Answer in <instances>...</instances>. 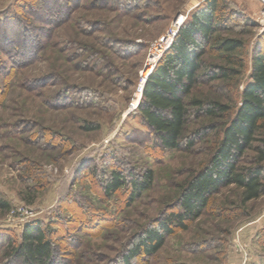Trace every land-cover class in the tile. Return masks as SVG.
Instances as JSON below:
<instances>
[{
    "label": "rangeland",
    "instance_id": "1",
    "mask_svg": "<svg viewBox=\"0 0 264 264\" xmlns=\"http://www.w3.org/2000/svg\"><path fill=\"white\" fill-rule=\"evenodd\" d=\"M204 1L62 0L67 13L56 21L30 11L41 0H0V19L18 13L29 30L16 41L32 35L36 43L35 54L18 64L0 42V198L12 209H0V244L39 221L56 230L60 264H123L138 235L179 211L183 186L209 166L253 57L264 49L259 2L227 0L231 12L219 35L244 41L235 53L243 66L212 51L204 59L240 75L219 81L201 71L192 97L227 104L230 113L191 117L186 128L193 145L163 149L137 121L142 82L166 51L156 55L163 39ZM0 32L2 38L1 23ZM255 156L248 150L240 165L255 166ZM113 170L130 178L151 170L154 180L134 201L130 184L109 197L104 189ZM208 204L157 254L133 263L264 264V194L243 203L242 190L228 185ZM2 254L0 264H22Z\"/></svg>",
    "mask_w": 264,
    "mask_h": 264
},
{
    "label": "trees",
    "instance_id": "2",
    "mask_svg": "<svg viewBox=\"0 0 264 264\" xmlns=\"http://www.w3.org/2000/svg\"><path fill=\"white\" fill-rule=\"evenodd\" d=\"M63 5L62 0H41L40 6H36L37 12L35 7L30 11L34 15L42 12L39 20L46 15L49 18L58 17L56 21H59L67 13ZM229 10L227 0H206L196 6L145 82L137 107V121L163 149L178 150L183 142L193 145L192 141L187 140L186 128L191 117L203 113L210 119H216L230 113L227 104L213 100L207 103L192 97L195 86L203 76L201 71L210 80L219 81L234 80L240 75L235 67L208 66L204 59L212 51L223 55L229 65L243 66L235 53L244 46V41L219 35L225 29ZM17 14L7 20L0 19L2 27L6 28L0 42L8 49L1 52L9 53L11 57L15 53L16 62L21 64L22 59L35 54L36 43L32 35L27 36L30 43L25 38L27 43L16 41L21 31H29L24 26L25 20ZM248 78L241 91L240 104L231 120L223 126L209 166L198 171L183 186L178 201L179 211L169 213L166 219L138 235L137 241L128 247L123 264H134L139 257L146 259L157 254L171 234L187 229L189 222L203 213L213 195L228 185L242 190L243 203L259 199L264 194V49L257 50L253 57ZM248 150L255 152L257 164L247 168L240 164ZM108 176L104 189L106 195L110 197L130 184L133 191L130 198L133 201L136 194L148 189L154 180L151 170L143 175H131L132 178L118 170L111 171ZM0 209L6 212L12 210L3 198H0ZM54 235L56 230L50 224L31 221L24 226L17 239L12 235L7 236L0 244V252L3 250L5 258L18 259L22 264H60L56 259L58 254Z\"/></svg>",
    "mask_w": 264,
    "mask_h": 264
},
{
    "label": "built area",
    "instance_id": "3",
    "mask_svg": "<svg viewBox=\"0 0 264 264\" xmlns=\"http://www.w3.org/2000/svg\"><path fill=\"white\" fill-rule=\"evenodd\" d=\"M259 2V4L261 5V12H260V16H259V20H261V22L263 23V26H264V0H257ZM182 24V23H181ZM179 24V25H181ZM178 25V26H179ZM177 26V27H178ZM177 33V31H171L170 34H168L164 39L163 41L161 42V44L164 46L163 48V51L164 50H167L171 47V45L173 44L174 42V37H175V34ZM160 44V45H161Z\"/></svg>",
    "mask_w": 264,
    "mask_h": 264
},
{
    "label": "water",
    "instance_id": "4",
    "mask_svg": "<svg viewBox=\"0 0 264 264\" xmlns=\"http://www.w3.org/2000/svg\"><path fill=\"white\" fill-rule=\"evenodd\" d=\"M177 32H178V31H177ZM176 34H177V33H176ZM176 34H175V36H176ZM154 67H155V66H154ZM154 67H153V70H154ZM153 70H152V71H153ZM150 74H151V73H150ZM150 74H149V75H150ZM148 78H149V76H148L147 78L143 79V82H142L143 85H142V87H141V91H140L141 94H140L139 101H138L137 105H139V103H140V101H141V97H142V93H143V88H144V86H145V82L147 81ZM137 105H136V106H137ZM136 106H135V107H136Z\"/></svg>",
    "mask_w": 264,
    "mask_h": 264
},
{
    "label": "bare ground",
    "instance_id": "5",
    "mask_svg": "<svg viewBox=\"0 0 264 264\" xmlns=\"http://www.w3.org/2000/svg\"><path fill=\"white\" fill-rule=\"evenodd\" d=\"M181 21H183V18H182V16L180 17V19H179V21H178V23H180ZM159 49L157 48L156 50H157V53H156V55H158V56H160V53L162 52L161 50H163V48H164V46L161 44V45H159ZM158 58V57H157ZM152 61V60H151ZM153 63V62H152ZM137 103V102H136Z\"/></svg>",
    "mask_w": 264,
    "mask_h": 264
}]
</instances>
